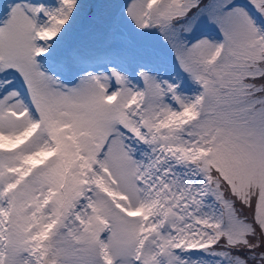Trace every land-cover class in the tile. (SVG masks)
I'll return each mask as SVG.
<instances>
[{
  "label": "snow or ice",
  "instance_id": "snow-or-ice-1",
  "mask_svg": "<svg viewBox=\"0 0 264 264\" xmlns=\"http://www.w3.org/2000/svg\"><path fill=\"white\" fill-rule=\"evenodd\" d=\"M247 3L264 18V0ZM76 7L19 0L0 20V73L20 76L35 113L0 97V264H197L192 250L264 264V28L234 0H130L200 91L143 70L133 88L114 69L69 87L38 57ZM202 18L220 41L185 39Z\"/></svg>",
  "mask_w": 264,
  "mask_h": 264
},
{
  "label": "rangeland",
  "instance_id": "rangeland-1",
  "mask_svg": "<svg viewBox=\"0 0 264 264\" xmlns=\"http://www.w3.org/2000/svg\"><path fill=\"white\" fill-rule=\"evenodd\" d=\"M14 1L19 2V0H14ZM54 1L52 0H40V1L26 0V2L28 3L43 4L47 8H54L57 5V0H54ZM11 2H12L11 0H0V20L4 18L8 6L12 4ZM92 2L94 1L93 0H77V7L73 11L72 16L70 17L68 23L63 27L61 32L56 36L62 39L61 42L56 41L52 43L53 40L49 41L48 42L49 47H48L47 53H52V54L59 53V51L63 49L67 43L73 40L81 24L91 23L93 25L91 31H94V37H96L101 32L104 35L106 31L105 30L106 25L109 23L110 26H112L116 32L118 31L116 34H114L115 40L113 41V43H115V45L119 47V51H121L124 48L126 49V47H129V48L133 47L136 49H140L142 50V52H146L148 54L152 52H157L161 54L172 55L171 58L174 60L177 68L183 71L176 60L174 50L169 45V43L164 39V37L159 32V30L155 28L138 29L136 28L134 23H132V21L127 17V15L125 14V10L130 0H99L95 4H92ZM203 2L206 3L207 0H203ZM234 3L239 4L242 7H245L248 10L249 14L252 15L253 18L256 19V21L258 20L259 15H257L256 12H254L255 10L253 9L251 10L250 7L246 5L247 0H234ZM90 8L94 9L95 11L99 13L98 17L93 20L89 19V20L83 21V17H85V13L87 9H90ZM115 16H119V18H117L118 19L117 22L113 21ZM113 23H117L119 26L115 27V24ZM120 27L122 30H120ZM201 31H209V32L215 33L220 38V40L222 39V36L219 30L214 25L208 24L206 20H204L203 18H202V22L199 25V27H197L192 33H189L188 35H196L197 33ZM127 36L128 37L131 36L135 40V43L130 44L127 41L128 39ZM200 36H207L212 41H219V39L213 35H199L198 37L192 39L191 41L187 37H185V39H187L189 43H191L193 40L198 39ZM39 65H40L41 70L44 71L46 74L51 75L54 79L59 80L62 84H65L69 87L74 86L78 82V80L86 74H93V75L108 74L105 71V68L103 66L98 67V68L94 67L92 69L85 70V72H83L81 76H79L73 84H66L64 81L63 75H59L57 73L51 72L50 70H48L46 66L42 65L41 62H39ZM144 71L147 73L149 72L148 74L151 75L153 78H155L159 82L168 81L169 83L177 84L180 81L179 78L173 76L175 75L174 73H171V74L160 73V75H158L153 70L145 69ZM117 72L121 73L124 77H126L130 87L142 88L143 86L142 82L138 81L139 79H137V77H134L131 74L124 73L123 67H119V70ZM184 73L186 76L187 85L185 84L186 86L185 85L179 86V88H177V93L181 95L182 97L191 98L199 92L198 90L199 85L190 77L188 73L186 72ZM5 79L9 81H15L16 82L14 84L15 87L10 88V90L8 91H2L1 88L4 84L0 83V87H1L0 97H3L9 91L16 90L20 94L19 98L24 102V104L29 108V110L32 111L33 114H35L34 110L32 109L31 101L29 99L27 90L23 87L24 85H22L23 87L22 91H19V89H21V85L18 83L20 81H17L16 79L15 72H9L7 74L0 73V81H3ZM167 102L171 104L173 107H176L173 101L168 100ZM142 153H143V150H141L138 153L136 152L138 159H143L144 158L143 154H147L148 151L145 150L144 153L143 154ZM177 171L181 176H183L184 169L178 168ZM237 207L239 208L240 206L237 205ZM241 214L246 215V210L241 209ZM186 258L189 261H196L197 264H216V261L218 259L217 257L208 258L206 254L194 256V257L189 256V258L188 257Z\"/></svg>",
  "mask_w": 264,
  "mask_h": 264
},
{
  "label": "trees",
  "instance_id": "trees-1",
  "mask_svg": "<svg viewBox=\"0 0 264 264\" xmlns=\"http://www.w3.org/2000/svg\"><path fill=\"white\" fill-rule=\"evenodd\" d=\"M96 3V1L93 3V4H95ZM205 3V2H204ZM90 9H92V8H90ZM235 254H237V253H235Z\"/></svg>",
  "mask_w": 264,
  "mask_h": 264
},
{
  "label": "bare ground",
  "instance_id": "bare-ground-1",
  "mask_svg": "<svg viewBox=\"0 0 264 264\" xmlns=\"http://www.w3.org/2000/svg\"><path fill=\"white\" fill-rule=\"evenodd\" d=\"M12 2L11 3H14L15 1L14 0H11Z\"/></svg>",
  "mask_w": 264,
  "mask_h": 264
}]
</instances>
